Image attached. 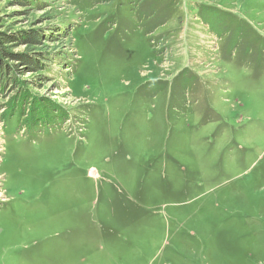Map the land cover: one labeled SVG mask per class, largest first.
Listing matches in <instances>:
<instances>
[{
	"label": "rangeland",
	"instance_id": "rangeland-1",
	"mask_svg": "<svg viewBox=\"0 0 264 264\" xmlns=\"http://www.w3.org/2000/svg\"><path fill=\"white\" fill-rule=\"evenodd\" d=\"M0 34V264H264V0H0Z\"/></svg>",
	"mask_w": 264,
	"mask_h": 264
},
{
	"label": "trees",
	"instance_id": "trees-1",
	"mask_svg": "<svg viewBox=\"0 0 264 264\" xmlns=\"http://www.w3.org/2000/svg\"><path fill=\"white\" fill-rule=\"evenodd\" d=\"M22 1V4H25L27 2V0H20ZM23 36H25V41L27 43V45L31 46V47H35V46H41L43 43V36L42 35H39L38 33L36 32H25L23 33ZM1 34H0V45H1ZM3 44V43H2ZM1 49V47H0ZM2 51V50H0ZM36 54V53H35ZM38 54V53H37ZM6 55V53H5ZM5 55L2 54V52L0 53V92H1V89H4L6 87V85L8 84H11L9 83V81H13V79L15 78L14 76V73H15V66H9L7 67V64H4L5 66L2 65V62H5L6 60L4 59L5 58ZM39 55V54H38ZM37 55V56H38ZM36 55L34 56H24V55H17L16 57H14L13 59H10L8 58L9 60L11 61H20L23 65H26L28 67H34L37 60ZM45 56V55H44ZM45 60L46 59V56L44 57ZM12 75V76H11ZM17 81V79H16ZM35 112H37V114H35ZM35 112H32V114L29 115V120H26L25 122H21V128L23 125H28L27 129H33V128H36V127H39L41 125V121L42 120H45L47 119L49 116L45 113V111L43 109H41L40 111H35ZM15 114H12L10 115L11 118L9 117V120L13 119L15 116ZM21 119V114H19L17 116V123H15L14 125V129L13 131L14 132H11V129H6V133L9 135V134H14L16 131V128L20 125V120ZM29 121V122H28ZM28 123V124H27ZM7 128V126H6Z\"/></svg>",
	"mask_w": 264,
	"mask_h": 264
}]
</instances>
